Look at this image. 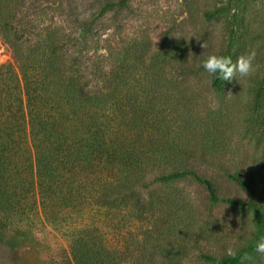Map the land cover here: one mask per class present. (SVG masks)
<instances>
[{
	"label": "trees",
	"instance_id": "trees-1",
	"mask_svg": "<svg viewBox=\"0 0 264 264\" xmlns=\"http://www.w3.org/2000/svg\"><path fill=\"white\" fill-rule=\"evenodd\" d=\"M28 1L35 0H0V33L19 70L0 65V212L24 217L41 208L48 221L60 223L76 211L105 210L113 231L127 212L143 222L141 236L130 234L137 249L110 243L101 227L68 229L66 264L175 263L181 253L159 244L157 221L149 227L157 218L155 202L140 191L155 182L191 178L213 204L250 209L254 217L256 232L247 245L221 258L203 254L204 263L245 264L253 258L264 239V200L244 175L228 172L249 198L221 197L214 178L189 166L179 143L167 138L164 103L152 96L159 77H148L147 93L132 95L130 52L122 55L116 42H102L99 28L89 20L77 19L65 34L43 8L23 15ZM129 2L110 3L103 13L127 8ZM29 15L24 25L23 17ZM234 47L229 42L220 55L205 58L213 88L224 87ZM178 61L186 73H195L187 59ZM165 63L170 62L165 59L162 67ZM249 117L264 140V78L254 89ZM261 168L264 174V151Z\"/></svg>",
	"mask_w": 264,
	"mask_h": 264
},
{
	"label": "rangeland",
	"instance_id": "rangeland-1",
	"mask_svg": "<svg viewBox=\"0 0 264 264\" xmlns=\"http://www.w3.org/2000/svg\"><path fill=\"white\" fill-rule=\"evenodd\" d=\"M119 1L35 0L28 1L22 12L43 8L65 34L77 19L92 22L102 42H116L122 55L130 52L132 95L147 93L148 77H159L160 86L152 96L164 103L167 138L179 143L189 166L214 178L221 197L249 198L225 175L228 172L244 175L256 197L264 200V140L249 117L254 89L264 78V0H130L127 8L103 13L108 4ZM219 11L223 15L218 16ZM29 18L23 17L24 25ZM229 42H234V62L224 87L216 89L204 60L220 55ZM165 59L170 63L162 67ZM180 59L194 65L195 73L179 68ZM9 64L19 71L13 50L0 33V65ZM169 64L174 69H165ZM140 193L155 202L157 218L149 227L157 221L159 244L181 253L168 264H205L203 254L234 255L256 232L250 209L213 204L206 189L191 178L155 182ZM131 217L123 212L113 231L105 210L76 211L60 223L48 221L41 208L24 217L0 212V264H66L67 232L86 226L101 227L110 243L121 241L133 251L137 246L130 234L145 231L140 232L143 222ZM245 264H264V239Z\"/></svg>",
	"mask_w": 264,
	"mask_h": 264
}]
</instances>
